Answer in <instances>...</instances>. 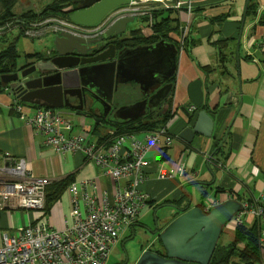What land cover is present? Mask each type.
Wrapping results in <instances>:
<instances>
[{
    "label": "crops",
    "instance_id": "1",
    "mask_svg": "<svg viewBox=\"0 0 264 264\" xmlns=\"http://www.w3.org/2000/svg\"><path fill=\"white\" fill-rule=\"evenodd\" d=\"M41 1L35 0L26 11L38 13L54 0L46 4ZM254 1L258 7L255 17H251L245 15L248 0H169L174 8L172 17L178 18L181 29V33L172 32L169 36L180 45L188 36V44L176 47L171 117L167 120L174 140L168 147L147 152L146 179L141 189L148 198L138 221L121 236V239L128 237L126 247L131 253V264H135L146 249L163 252L158 233L181 214V209L201 205L204 210L209 199L217 202L214 206L233 199L240 203L253 202L264 193V0ZM135 6L140 8L139 4ZM131 23L126 26L129 35L134 29H139L145 37L152 35L151 26L145 22L137 28L130 27ZM52 47L51 41L47 49ZM32 53H26L21 61L19 53L16 68L31 61L34 57L27 55ZM202 67H208L209 71L205 72ZM195 79L202 81L201 108L208 111L214 126L210 137L195 135L188 143L178 135L188 124L184 108L193 107L188 87ZM126 86L138 85L119 83L113 98L115 108L134 102L123 91ZM15 98L10 88L4 87L0 91V152L24 158L34 176L52 180L72 176L74 181L93 178L98 184V196L104 189L111 190L110 179L83 154L57 153L46 146L43 135L27 126L23 117L10 108ZM167 100L155 108H159L161 114L169 107ZM59 109L72 121L75 117L74 133L88 131L96 140L110 135L111 129L107 127L100 128L101 137L94 133L98 123L91 116ZM108 118L117 119L113 114ZM86 119L92 122L89 127L84 125ZM78 123H81V129H76ZM225 135L226 139L220 145ZM163 171L171 176L160 178ZM69 210V194L64 191L47 212L52 227L63 229ZM20 212L16 220H12L13 212L10 219L1 221L2 225L17 228L24 224L28 213ZM150 214H154V220L143 221ZM32 215L39 214L33 212ZM256 221L261 233L263 224L258 217L248 215L243 224L250 227ZM236 227L228 221L217 244L229 245L235 238ZM259 254L260 259L255 264H264V244H260Z\"/></svg>",
    "mask_w": 264,
    "mask_h": 264
},
{
    "label": "built area",
    "instance_id": "2",
    "mask_svg": "<svg viewBox=\"0 0 264 264\" xmlns=\"http://www.w3.org/2000/svg\"><path fill=\"white\" fill-rule=\"evenodd\" d=\"M135 5L122 9L120 15L140 16L147 11ZM55 23L56 31L85 39L95 35L103 25L84 27L67 18L56 19ZM8 25H1L0 31ZM38 27L33 23L25 34L34 35ZM10 108L23 117L27 126L43 135L46 146L57 153L83 154L102 170L113 187L98 196L95 179L71 182L65 189L70 203L68 220L58 230L52 227L45 210L46 187L54 180L34 176L24 158L0 152V264H107L112 247L138 221L146 204L148 194L141 189L146 179L145 156L154 148L172 144L174 135L169 123L153 131L119 134L111 131L107 137L96 140L88 131L74 133L73 121L59 108L35 107L15 99ZM170 176L163 171L159 177ZM216 204L209 199L204 210ZM20 211L28 213L24 224L17 228L1 224L13 212ZM33 212L39 215L35 217ZM248 215L261 219L259 242L264 244V193L253 202H241V209L230 222L241 225Z\"/></svg>",
    "mask_w": 264,
    "mask_h": 264
},
{
    "label": "water",
    "instance_id": "3",
    "mask_svg": "<svg viewBox=\"0 0 264 264\" xmlns=\"http://www.w3.org/2000/svg\"><path fill=\"white\" fill-rule=\"evenodd\" d=\"M133 2L76 0L78 6L68 9L67 19L80 26L93 27L113 10L132 7ZM135 19V16L125 14L111 19L106 25V36L122 34ZM101 40V37L85 39L61 32L52 40L55 56L39 59L22 70L18 68L12 73L0 74V88H10L24 103L49 108L67 107L76 110L77 115L91 116L99 123L108 119L111 113L117 85L137 84L142 95L148 98L121 105L113 111V115L122 121L144 117L147 106L155 109L170 93L172 83L169 79L174 75L177 64L176 46L161 39L154 44L119 50L114 44H109L89 58L73 53L85 54L87 49L97 48ZM201 86L202 81L195 79L188 87L193 111L184 108L188 124L178 135L188 143L193 141L195 135L210 137L214 126L208 111L201 108ZM75 91L84 105L75 106L64 100L66 93L74 96ZM240 209L241 203L234 199L218 204L208 212L200 206L181 209V214L158 233L163 252L146 249L135 264H209L223 226Z\"/></svg>",
    "mask_w": 264,
    "mask_h": 264
},
{
    "label": "trees",
    "instance_id": "4",
    "mask_svg": "<svg viewBox=\"0 0 264 264\" xmlns=\"http://www.w3.org/2000/svg\"><path fill=\"white\" fill-rule=\"evenodd\" d=\"M17 0H0L2 4V11L0 12V26L6 24H15L19 29L20 33H25L35 21H41L45 15L52 16L57 11L61 13L57 17L67 18L68 8H76V0H54L52 3L44 7L40 12L34 13L31 10L25 11L19 15L13 13L12 8ZM257 3L254 0H248L246 5V16L255 17L257 12ZM174 8H153L150 10L152 15V22L150 24L152 29V35L145 37L140 33L139 29L132 30L129 37L122 40L119 44V48L123 47H135L143 44H154L161 39H165L169 42H173L177 48L181 45L186 46L188 44V36H185L180 42L173 40L169 34L172 32L181 33L178 18L172 17ZM45 13V14H44ZM44 14V15H42ZM39 15V16H38ZM42 15V16H40ZM38 16L39 18L35 17ZM55 17V16H54ZM141 22L147 23L149 20L146 16H136ZM180 30V31H179ZM28 57H34L36 59L41 58L42 54L32 53L28 54ZM19 57L18 50L16 48V42L13 40L0 49V74L12 73L16 70L17 59ZM205 72L209 71L208 67H202ZM173 78L172 76L169 81L172 83V88L169 95L165 100L168 101V109L161 114L158 109H152L146 116L139 118L134 121H122L118 119H105L101 120L100 123L95 125L94 133L101 137L100 128H110L114 134L127 133V132H139V131H153L161 128L167 120L171 117V93L173 89ZM1 87L0 91L2 90ZM15 100L20 103H24L19 99ZM164 100V101H165ZM38 107L36 105H33ZM107 135V134H106ZM72 176L54 180L46 187V200L45 210L49 211L51 204L56 201L63 194L67 186L73 182ZM201 204V203H200ZM203 205V203H202ZM201 206V205H199ZM260 219V218H258ZM260 225L254 222L250 227L245 224L238 225L235 231L234 240L227 246L216 245L213 255L209 264H255L260 259ZM159 240V239H158ZM160 242V241H159Z\"/></svg>",
    "mask_w": 264,
    "mask_h": 264
},
{
    "label": "rangeland",
    "instance_id": "5",
    "mask_svg": "<svg viewBox=\"0 0 264 264\" xmlns=\"http://www.w3.org/2000/svg\"><path fill=\"white\" fill-rule=\"evenodd\" d=\"M52 0H42L41 3H48ZM135 2H138L139 6H140V10L142 11L143 9H147V11H145L144 13H142V15L146 16L149 20L147 21L146 25L150 26V23L152 22V18H151V14H150V10L152 9V7L154 8H170L172 7V3L169 2V0H134ZM34 1L31 0H17L13 11L15 13H17L16 15H19L20 13H22L23 11H26V9L33 3ZM2 10V4L0 3V12ZM61 12L57 11L56 14H53L52 16H47L45 15L44 18L39 21H35V24H38V26H42L43 28H39L37 30H34V35L31 34H25V33H20V29L13 23L8 25L5 29H2L0 31V49L3 48L4 46H7V44L11 43L13 40H15V38H17L16 40V47L17 50L20 53V59L19 61H21L24 58V55L26 53H32L35 51H45L48 46L49 43L53 40L54 37V32L53 29H55L52 25V22L56 19H65L63 17H57ZM45 14V13H44ZM42 14V15H44ZM40 15V16H42ZM39 16V15H38ZM38 16L35 17L39 18ZM55 16V17H54ZM51 22V23H49ZM49 23V25H48ZM145 24V23H144ZM141 25V22L138 19H135L134 22L131 23L130 27H139ZM45 26V27H44ZM123 91L125 92V94H127L130 98L131 101H135L138 100L141 96L142 93L139 89L138 86H126L123 88ZM75 120V117H74ZM73 120V121H74ZM76 122V121H75ZM91 121L86 119L85 121V127H89L91 125ZM76 129H81V123H78L76 125ZM103 137H107L106 135ZM102 137V138H103ZM25 211H23L24 213ZM21 212H19L20 214ZM26 213V212H25ZM12 220L14 218V220H16V217L18 216V212H15L14 214H12ZM154 214H150L149 216L147 215L143 221L146 222H150L151 220H154ZM1 224H3V222H1ZM1 228V227H0ZM222 240L224 241V238H222ZM149 246L152 247V242H149ZM119 249L120 247L118 245H114L111 249V253H110V257H109V264H118L120 262L119 259ZM131 263V262H130Z\"/></svg>",
    "mask_w": 264,
    "mask_h": 264
},
{
    "label": "flooded vegetation",
    "instance_id": "6",
    "mask_svg": "<svg viewBox=\"0 0 264 264\" xmlns=\"http://www.w3.org/2000/svg\"><path fill=\"white\" fill-rule=\"evenodd\" d=\"M78 6V4L76 3V7ZM122 11V9H115L113 10L110 14H108L106 16V18H104V20L102 22H100V24H103L102 27H100L98 30H97V33L95 35H91L88 39H96V38H99L101 37L102 40L100 42H98V45H97V48H94V49H87L85 54H80V53H77V52H73L75 55H78L80 57H84V58H89L93 55H95L97 52H99V50H103L105 48H107V46L109 44H114L116 46V49L119 50L121 48H119V44L122 42L123 39L129 37V33H127V30L125 32H123L122 34H118V35H110V36H106V25L107 23L111 20V19H115L117 17L120 16V12ZM134 16V15H133ZM136 18V16H135ZM138 19V18H136ZM139 20V19H138ZM51 23V22H49ZM48 23V25H49ZM52 26L54 27L56 25V23L53 21L52 22ZM45 27V26H44ZM39 28H43L42 26H39ZM38 28V29H39ZM53 32L55 33L54 36L60 34L62 31H56L55 29H53ZM68 33V32H67ZM87 39V38H86ZM53 48V47H52ZM52 48H49V49H46L43 53H42V56L41 58L39 59H42V58H51L53 56L56 55L55 51L52 49ZM98 50V51H97ZM39 59H36V58H33L31 61L23 64L22 66H18L16 68L15 71H17L18 68H21L20 70L24 69V68H27L28 66H30L32 63H34L35 61L39 60ZM71 94V93H70ZM69 93H66L64 95V100L67 101L69 104L71 105H75V106H80V105H84V103L82 104V102L78 99L77 97V92H73L74 96H70ZM14 96L16 97V95L14 94ZM17 98V97H16ZM143 98H148V96H144L142 95L138 100L140 99H143ZM18 99V98H17ZM136 101V100H135ZM63 109H67V110H71V111H74L76 112V110H73V109H69L67 107H62ZM116 108L113 106L112 104V110H111V114H113V111L115 110ZM84 110V109H83ZM146 115L148 112H151L152 111V108L151 107H146ZM145 115V116H146ZM128 239V237H125V238H120L118 241H117V245L120 247L119 249V259H120V262L118 264H131V253L128 251L127 247H126V244L128 241H126ZM131 262V263H130Z\"/></svg>",
    "mask_w": 264,
    "mask_h": 264
}]
</instances>
